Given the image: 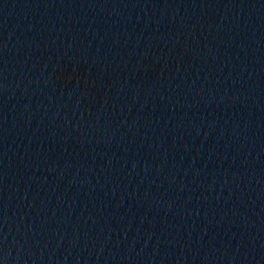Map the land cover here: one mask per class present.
<instances>
[{
    "label": "water",
    "instance_id": "1",
    "mask_svg": "<svg viewBox=\"0 0 264 264\" xmlns=\"http://www.w3.org/2000/svg\"><path fill=\"white\" fill-rule=\"evenodd\" d=\"M0 264H264V0H0Z\"/></svg>",
    "mask_w": 264,
    "mask_h": 264
}]
</instances>
